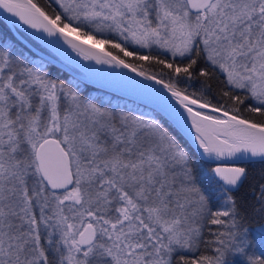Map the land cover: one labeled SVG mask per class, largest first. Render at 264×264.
<instances>
[{"label": "snow or ice", "instance_id": "1", "mask_svg": "<svg viewBox=\"0 0 264 264\" xmlns=\"http://www.w3.org/2000/svg\"><path fill=\"white\" fill-rule=\"evenodd\" d=\"M0 9L69 61L63 45L126 69L81 65L175 124L53 79L0 38V264H264V0Z\"/></svg>", "mask_w": 264, "mask_h": 264}, {"label": "water", "instance_id": "2", "mask_svg": "<svg viewBox=\"0 0 264 264\" xmlns=\"http://www.w3.org/2000/svg\"><path fill=\"white\" fill-rule=\"evenodd\" d=\"M21 2H24V0H21ZM0 20H2L11 30L12 34L19 39L23 44H25L30 50H32L36 55L39 57H42L51 63L61 67L65 71H67L69 74L73 75L74 77L78 78L79 80L83 81L84 83L91 85L93 87H98L97 84H95L93 81L94 74L90 73L86 68L81 67V65L90 66L93 69H105L107 73H119V72H127L126 69H120V68H113L109 65H102L97 64L95 60H84L82 57L78 56L75 52H72L70 48H68L67 45H63L65 49H67L68 53L71 54V56L74 58L72 61H69L66 59L64 55H62L60 52H58L56 49L54 50L49 45L45 44L43 41L36 39V36L41 35V33L37 32L35 29L28 28L27 25H24L21 21H19V18L16 16H13L11 13L6 12L3 9H0ZM15 22V23H13ZM18 30L24 32L28 36H30L32 39H34L37 43L42 45L45 49L50 51L55 57L50 56L39 49L32 46L28 41H26L18 32ZM46 35V34H44ZM61 43H63L61 41ZM107 50V49H105ZM129 76H134L133 73H127ZM107 79H115L114 77H106ZM136 80H141L140 77H135ZM144 84H148V81H142ZM159 87V86H155ZM103 91H106L108 93L123 97L125 99H128L132 102H136L140 105H143L151 110H155L159 115H161L164 119L167 120V122L175 127L174 121L172 119V116L169 114V112L165 109L164 106H162L159 101H157L154 97H152L146 90H143L136 86H127L122 90H116L113 88H105L101 89ZM181 135L184 137V139L188 142V144L195 147L192 141V137L194 136V129L191 130V135L188 134L187 131L184 129L180 130ZM214 163V162H213Z\"/></svg>", "mask_w": 264, "mask_h": 264}, {"label": "trees", "instance_id": "3", "mask_svg": "<svg viewBox=\"0 0 264 264\" xmlns=\"http://www.w3.org/2000/svg\"><path fill=\"white\" fill-rule=\"evenodd\" d=\"M35 2H38L39 4H41L43 6V5H46L49 2V0H35ZM18 32L32 46H34L35 48L39 49L40 51H42V52H44V53H46V54H48L50 56L55 57L50 51L45 49L42 45L37 43L30 36H28L27 34H25L24 32H22L20 30H18ZM0 38L13 40L17 44L18 50L23 51L26 55H28L29 57L33 58L37 62H39L40 60H43L45 62V64H46L47 70H48L49 75L51 76V78L59 79V80L65 81V82L71 81L74 78L73 75L69 74L67 71H65L61 67H59V66L51 63L50 61H48V60L36 55L32 50H30L25 44H23L19 39H17L12 34L11 30L9 29V27L2 20H0ZM106 49L109 50V51H113V50L108 49V48H106ZM79 81L81 82V92L82 93H87L89 96H92V97L96 98L97 100L104 101L105 103L110 101L112 104H115V106L119 105L120 107H126V108H132V109H135L137 106H139L144 111H152L151 109H149V108H147V107H145L143 105H140V104H138L136 102H132V101H130L128 99H125L123 97L108 93L106 91H103V90L98 89L96 87H93L91 85H88V84L84 83L81 80H79ZM159 116L163 120L167 121L161 115H159Z\"/></svg>", "mask_w": 264, "mask_h": 264}, {"label": "rangeland", "instance_id": "4", "mask_svg": "<svg viewBox=\"0 0 264 264\" xmlns=\"http://www.w3.org/2000/svg\"><path fill=\"white\" fill-rule=\"evenodd\" d=\"M113 106H115V104H112Z\"/></svg>", "mask_w": 264, "mask_h": 264}, {"label": "bare ground", "instance_id": "5", "mask_svg": "<svg viewBox=\"0 0 264 264\" xmlns=\"http://www.w3.org/2000/svg\"><path fill=\"white\" fill-rule=\"evenodd\" d=\"M55 50V48H53Z\"/></svg>", "mask_w": 264, "mask_h": 264}]
</instances>
